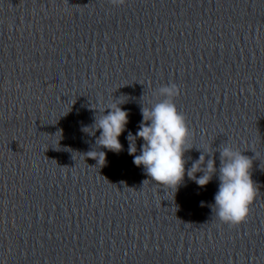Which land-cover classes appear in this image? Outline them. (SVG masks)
I'll use <instances>...</instances> for the list:
<instances>
[{
  "label": "clouds",
  "instance_id": "9594fccd",
  "mask_svg": "<svg viewBox=\"0 0 264 264\" xmlns=\"http://www.w3.org/2000/svg\"><path fill=\"white\" fill-rule=\"evenodd\" d=\"M109 3L120 6L125 0H109ZM157 95L159 99L151 107H141L143 119L136 134L128 133V154L134 157L133 163L137 167L143 166L152 181L173 189L174 193L184 182L185 175L204 187L218 171L219 188L214 196L215 203L211 205L213 212L221 222L230 226L245 222L258 191L252 179V158L224 143L217 149L220 154L218 170L215 159L206 160L203 151L186 169L185 153L193 149V134L185 115L179 112L174 102L180 95V89L175 83L164 85L157 89ZM121 104L114 102L106 108L107 114H104V109L102 115H96L91 128L100 132L95 141L97 148L115 153L123 150L119 137L129 122V113L120 107ZM138 138L144 142L140 154H137L136 147ZM86 154L100 167L105 165L104 151L92 150ZM198 172L202 173L199 177L196 176Z\"/></svg>",
  "mask_w": 264,
  "mask_h": 264
}]
</instances>
